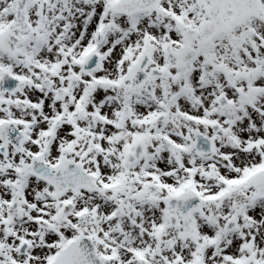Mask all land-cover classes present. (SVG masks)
Listing matches in <instances>:
<instances>
[{
  "label": "snow or ice",
  "instance_id": "6c2138e0",
  "mask_svg": "<svg viewBox=\"0 0 264 264\" xmlns=\"http://www.w3.org/2000/svg\"><path fill=\"white\" fill-rule=\"evenodd\" d=\"M0 264H264V0H0Z\"/></svg>",
  "mask_w": 264,
  "mask_h": 264
}]
</instances>
